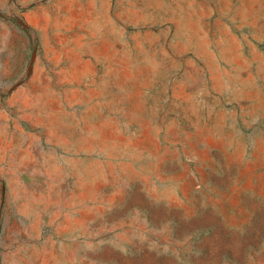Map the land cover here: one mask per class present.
<instances>
[{"label":"rangeland","instance_id":"374dc122","mask_svg":"<svg viewBox=\"0 0 264 264\" xmlns=\"http://www.w3.org/2000/svg\"><path fill=\"white\" fill-rule=\"evenodd\" d=\"M0 264H264V0H0Z\"/></svg>","mask_w":264,"mask_h":264}]
</instances>
